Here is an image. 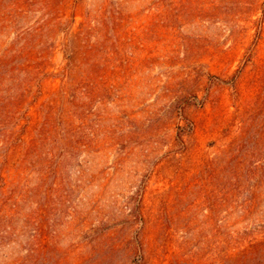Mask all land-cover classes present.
<instances>
[{
  "label": "rangeland",
  "instance_id": "obj_1",
  "mask_svg": "<svg viewBox=\"0 0 264 264\" xmlns=\"http://www.w3.org/2000/svg\"><path fill=\"white\" fill-rule=\"evenodd\" d=\"M91 6L0 0V264H40L52 242L86 264H237L264 240V0L120 2L87 74L77 33ZM68 62L73 190L52 214L28 124L61 82L43 80L30 106L27 72Z\"/></svg>",
  "mask_w": 264,
  "mask_h": 264
},
{
  "label": "trees",
  "instance_id": "obj_2",
  "mask_svg": "<svg viewBox=\"0 0 264 264\" xmlns=\"http://www.w3.org/2000/svg\"><path fill=\"white\" fill-rule=\"evenodd\" d=\"M91 9L85 13V19L80 22L77 42L79 44L80 54H85L83 57L82 66L85 73L92 72L90 64L89 51L91 36L97 38V46L103 45V39L107 34L109 23L117 15H121L118 6L120 2L129 0H114L112 5L111 0H90ZM167 0H157L160 5ZM115 6V7H114ZM108 18V20H107ZM115 29L116 27H111ZM87 61V62H86ZM73 69L74 64L69 63L61 71V74L51 75L44 74L38 70L30 69L27 72V93L30 100V106L34 105L40 95V84L43 80L59 79L61 89L53 95L52 103L42 113L39 121L31 119L28 124L29 140L27 144V155L30 156V164L32 167L38 165L39 180L44 189V208L48 213H54L55 205H60L63 208H68L67 200L72 193L73 185L71 183L68 168L71 166L74 153L77 146L78 138L76 130L73 127L72 120L76 115L74 104L73 88ZM85 85V94L87 97ZM64 107L66 110L62 117L57 115L59 107ZM66 118V121L63 120ZM62 194V196L60 195ZM78 210L73 207L69 212L71 222H66L65 230L70 233L72 221L75 216H78ZM137 214V213H136ZM133 214V217H137ZM69 220V219H68ZM56 235H51L52 240ZM75 246L69 245L62 250L57 248L54 242L44 246L40 264H86L90 260V254L82 256L80 260L72 256V251ZM41 256V255H40ZM74 259V260H73ZM77 260V261H75ZM4 264H22L18 258H13ZM237 264H264V240L257 242L255 251L246 257H242Z\"/></svg>",
  "mask_w": 264,
  "mask_h": 264
}]
</instances>
